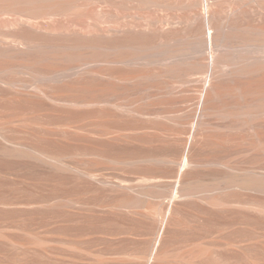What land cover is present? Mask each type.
Wrapping results in <instances>:
<instances>
[{
  "label": "rangeland",
  "instance_id": "1",
  "mask_svg": "<svg viewBox=\"0 0 264 264\" xmlns=\"http://www.w3.org/2000/svg\"><path fill=\"white\" fill-rule=\"evenodd\" d=\"M73 4L39 19L36 31L17 15L0 13V264H198L192 250L208 253L211 264H264V191L220 183L230 174H264V111L253 113V125L234 128L210 112L189 144L200 107L194 86L164 76L170 87L155 81L111 94V73L133 81L145 70L160 71L161 64L113 68L87 60L57 72L54 63H34L32 54L19 52L23 41L105 48L108 28L117 23L128 29L119 41L156 43L161 12L155 7L129 3L114 18L104 2ZM216 9L224 15L227 0ZM172 13L175 26L164 35L184 38L186 12ZM25 63L33 65L23 69ZM91 93L108 102L65 101ZM184 146L201 164L183 172L185 185L216 183L211 195L220 206L176 194L179 172L169 158L181 156ZM145 187L149 195L140 193ZM166 219L170 224L163 227ZM156 246L167 260H152Z\"/></svg>",
  "mask_w": 264,
  "mask_h": 264
},
{
  "label": "bare ground",
  "instance_id": "2",
  "mask_svg": "<svg viewBox=\"0 0 264 264\" xmlns=\"http://www.w3.org/2000/svg\"><path fill=\"white\" fill-rule=\"evenodd\" d=\"M97 1L104 2L114 18L115 10L128 8L129 3L136 9L157 8L161 13L159 12L160 17L158 16L156 20V43L129 45L119 41V37L125 35L128 29L117 23L108 28L110 42L105 48L95 47L90 50L76 45H46L23 41L17 45L19 52L32 54L34 63L37 61L54 63L58 66L55 69L57 72L71 69L75 66L74 63L87 60H103L108 65L113 64V68L131 64L146 67L154 62L161 64L163 68L160 71L145 70L131 76L134 78L133 81L128 77H119L116 73H111L108 78L111 94L117 92L118 88L145 87L155 81L159 85L164 83L170 87L164 76L194 86L196 92L193 96L194 104L200 107L189 144L198 138L200 128L210 112L220 113L227 120L226 127L234 128L253 125L252 119L256 117L253 113L264 111V0H227L228 10L224 15L216 9V4L220 0H185L181 5L162 0ZM74 2L75 0H0V13L17 15L19 23L36 31L35 25L41 23L39 19L64 13L74 6ZM245 5H250L251 8L249 10L243 8ZM174 9H183L186 12L183 18L184 31L187 30L184 38L173 39L164 35L166 30L175 26V15L172 13ZM253 13L256 17L252 15ZM80 50L87 51L80 53ZM32 65L25 63L22 68L28 69ZM35 87L41 94L50 96L39 86ZM51 97L57 99L53 95ZM65 101L71 104L100 105L102 102H108V99L102 100L99 94L91 93L86 97L67 98ZM159 112L155 114L159 115ZM24 151L39 158H48V154L34 149L25 148ZM180 152L181 156H184L183 163L180 154L169 158V162L173 163L179 172L176 194L179 197H198L212 207L220 206V201L211 195L212 187L217 185L216 183L200 179L194 185H185L183 172L192 165L201 164L193 158L189 147H182ZM212 163L226 165L219 161ZM180 166L183 169L179 168ZM253 174L252 177L241 178L232 174L226 175L220 183L227 188L264 191V174L261 172ZM118 184L131 187L121 181ZM151 191L150 187L140 189V193L145 195H149ZM168 223L170 224L169 219L164 220L163 227ZM157 246L151 254L152 260L156 262L167 260V253L160 251ZM205 253L193 250L190 252L191 257L199 258L200 264H211L207 261L209 254Z\"/></svg>",
  "mask_w": 264,
  "mask_h": 264
}]
</instances>
